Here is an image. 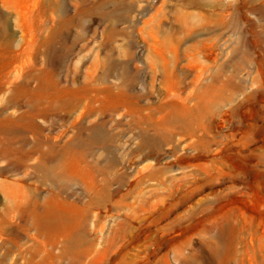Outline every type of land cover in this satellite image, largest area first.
I'll return each mask as SVG.
<instances>
[{"label": "rangeland", "instance_id": "374dc122", "mask_svg": "<svg viewBox=\"0 0 264 264\" xmlns=\"http://www.w3.org/2000/svg\"><path fill=\"white\" fill-rule=\"evenodd\" d=\"M0 264H264V0H0Z\"/></svg>", "mask_w": 264, "mask_h": 264}, {"label": "bare ground", "instance_id": "6f19581e", "mask_svg": "<svg viewBox=\"0 0 264 264\" xmlns=\"http://www.w3.org/2000/svg\"><path fill=\"white\" fill-rule=\"evenodd\" d=\"M153 175V174H152ZM50 218V216H48L47 218H45V220L47 221Z\"/></svg>", "mask_w": 264, "mask_h": 264}]
</instances>
